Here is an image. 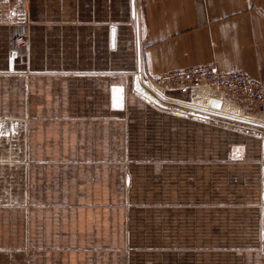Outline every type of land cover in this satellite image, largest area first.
Returning <instances> with one entry per match:
<instances>
[{
    "label": "crops",
    "instance_id": "0c3cea01",
    "mask_svg": "<svg viewBox=\"0 0 264 264\" xmlns=\"http://www.w3.org/2000/svg\"><path fill=\"white\" fill-rule=\"evenodd\" d=\"M0 8V118L28 120L33 132L29 205L19 207L17 220L2 211L1 247L48 250L62 264H191L184 248L220 246L235 249H215L200 264H264L259 135L211 128L225 156L202 164L194 159L197 183L229 178L240 191L227 199L199 198L204 206L194 203L193 228L178 225L183 231L171 239L165 224L160 240L152 209L134 207L123 195L119 145L105 142V129L122 124L129 103L152 106L128 77L139 66L158 76L215 62L264 81V0H2ZM10 21L32 23L29 57L17 54L12 61ZM93 133L96 141L89 142ZM224 229L237 238L219 241L214 232Z\"/></svg>",
    "mask_w": 264,
    "mask_h": 264
},
{
    "label": "rangeland",
    "instance_id": "374dc122",
    "mask_svg": "<svg viewBox=\"0 0 264 264\" xmlns=\"http://www.w3.org/2000/svg\"><path fill=\"white\" fill-rule=\"evenodd\" d=\"M1 5L2 0H0ZM6 7L9 9V4ZM136 21L135 19L134 22ZM8 24L10 50H13L14 47L12 34L15 29L21 24H27L30 49L28 54L23 53L22 56L29 57L32 47V23L10 21ZM128 77L132 80L133 75L131 74ZM139 102L128 104L126 109V116L128 117L122 119L120 126H108L105 129L106 141H104L119 145L120 149L117 153L122 160L121 190L123 195L129 194L131 196V204L134 207H144L145 210L152 209L151 223L154 227V239L160 240L162 238V227L165 228V224L170 227V238H177L183 231L177 229L178 225L180 228H182L181 225L190 226L186 228H193L192 225L196 219L193 211L194 203L198 204L200 202L199 198L203 197L204 199L207 196L220 198V196H223L227 199L232 194L240 191V186L235 182H230L229 178H217L210 184L206 182L197 183V175H194L196 171L195 163L193 164L194 159L202 164L204 160L209 159L211 156L217 155L219 158L225 156V150L220 147V142H222L220 135L215 136L214 132L216 131L211 128L222 127L246 131L251 135H259L264 144V127H253L242 122L237 124L196 117H187L193 120L191 122L182 120L179 117L168 118L166 114L172 112L153 105H147L141 100ZM11 107L14 109L16 104H11ZM262 119L264 120V116ZM116 122L118 121L116 120ZM197 122L202 123L198 125ZM242 124L248 129L240 127ZM27 126L28 120L0 118V225L5 220V218H2L7 214L6 210L14 212L15 216L12 217L17 220L18 214H16V211L19 207L29 205L30 199L27 198V195L33 181L31 173L33 169V151H31L33 132H28ZM102 136L100 133V141H103ZM94 141L96 140L93 133L89 136V142ZM183 161L185 163H180L181 165L178 166V163ZM129 175L132 177L131 179ZM263 181L264 179L261 181V189L264 191ZM219 203H222L220 205L223 209H226L227 200ZM198 206H204V202L198 204ZM216 209L217 207H215ZM2 211H5L4 215H2ZM141 211L137 213L138 223L142 216L140 215ZM149 213L150 211L143 212L148 224L150 222ZM214 216L215 218L219 217V215ZM167 217L168 221H166ZM261 219L263 223L260 224L263 225V215ZM204 220L203 215V224ZM262 232L261 237H263ZM185 233L187 237L193 238L195 232L189 229ZM200 233L206 232L203 229ZM214 234L217 235L219 241L228 238L230 234L232 240L237 238V234L233 230H219ZM155 249L163 252L168 248L158 247ZM184 249L191 264H195L196 261L199 262L197 264H200L201 256L212 254L215 249L220 254L222 250H234L235 247L223 248L216 246L215 248H205L204 246H193ZM174 254H177V251ZM51 260L48 250L42 252L28 246L25 248L0 246V264H62V262Z\"/></svg>",
    "mask_w": 264,
    "mask_h": 264
},
{
    "label": "built area",
    "instance_id": "2783aa9c",
    "mask_svg": "<svg viewBox=\"0 0 264 264\" xmlns=\"http://www.w3.org/2000/svg\"><path fill=\"white\" fill-rule=\"evenodd\" d=\"M141 18V13H138V22ZM12 40L13 51L19 55L28 54L30 43L27 24L15 29ZM132 75L151 98L134 88L135 92L157 108L188 117L264 127V81L244 70H223L215 62H208L170 70L158 76L148 74L139 66ZM213 99L221 101V104H234L242 113L234 111L231 116L223 115L220 109L211 105ZM262 212L264 218V205Z\"/></svg>",
    "mask_w": 264,
    "mask_h": 264
},
{
    "label": "bare ground",
    "instance_id": "6f19581e",
    "mask_svg": "<svg viewBox=\"0 0 264 264\" xmlns=\"http://www.w3.org/2000/svg\"><path fill=\"white\" fill-rule=\"evenodd\" d=\"M139 16H140V14H139ZM133 80H134V77H133ZM213 107H215V106H213ZM217 108L220 109V111L222 112V114L223 115H226V116H231L232 115L231 112H234V111L235 112H241V109H237V106L236 105L231 104V103H228V102L222 103ZM240 118H242V117H240Z\"/></svg>",
    "mask_w": 264,
    "mask_h": 264
},
{
    "label": "water",
    "instance_id": "95a60500",
    "mask_svg": "<svg viewBox=\"0 0 264 264\" xmlns=\"http://www.w3.org/2000/svg\"><path fill=\"white\" fill-rule=\"evenodd\" d=\"M16 55H17V53L14 51V52L12 53V61H13V58H14ZM134 88L137 89V90H139L140 92H142V94H143L145 97H147V98H151V96H150L146 91H144V90H142V89L140 88V86L138 85V81H137L136 78H135V82H134ZM124 93H125V92H124V89H122V91L120 92V94L123 95ZM121 102H123V98H122ZM211 105H213V106H215V107H218V106L221 105V101L213 99V100H211Z\"/></svg>",
    "mask_w": 264,
    "mask_h": 264
},
{
    "label": "snow or ice",
    "instance_id": "6c2138e0",
    "mask_svg": "<svg viewBox=\"0 0 264 264\" xmlns=\"http://www.w3.org/2000/svg\"><path fill=\"white\" fill-rule=\"evenodd\" d=\"M114 91H119V90L114 89Z\"/></svg>",
    "mask_w": 264,
    "mask_h": 264
}]
</instances>
